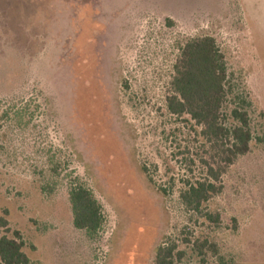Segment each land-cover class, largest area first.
<instances>
[{"label": "rangeland", "instance_id": "obj_1", "mask_svg": "<svg viewBox=\"0 0 264 264\" xmlns=\"http://www.w3.org/2000/svg\"><path fill=\"white\" fill-rule=\"evenodd\" d=\"M204 36L226 60L223 120L246 112L251 141L198 213L180 196L210 152L167 99ZM0 144V237L20 232L30 264H155L172 244L175 264H264V0H0ZM75 177L103 208L94 238Z\"/></svg>", "mask_w": 264, "mask_h": 264}, {"label": "trees", "instance_id": "obj_2", "mask_svg": "<svg viewBox=\"0 0 264 264\" xmlns=\"http://www.w3.org/2000/svg\"><path fill=\"white\" fill-rule=\"evenodd\" d=\"M180 51L173 67L168 109L173 115L191 118L201 129L200 134L210 152L208 160L203 161L206 177L195 183L187 182V189L180 196L189 211L201 213L205 204L222 191L221 179L227 168L249 152L251 132L246 112L234 111L237 125L228 127L223 120L228 70L216 40L211 36L194 38ZM69 198L75 228L86 231L91 238L100 234L106 223L103 208L79 177L70 184ZM7 215V211L0 214V228L9 233ZM205 217L219 221L218 215L206 214ZM24 248L25 242L18 231L11 238L0 237V264H30ZM182 256L176 244L163 245L157 249L155 264H175Z\"/></svg>", "mask_w": 264, "mask_h": 264}]
</instances>
